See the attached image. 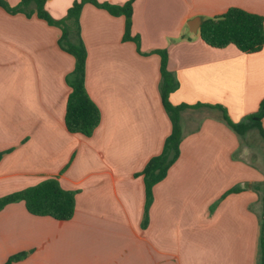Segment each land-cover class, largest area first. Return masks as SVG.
<instances>
[{"label":"crops","instance_id":"0c3cea01","mask_svg":"<svg viewBox=\"0 0 264 264\" xmlns=\"http://www.w3.org/2000/svg\"><path fill=\"white\" fill-rule=\"evenodd\" d=\"M78 1L47 0L46 8L62 19ZM230 8L264 18V0H136L139 49L123 40V16L86 4V88L102 119L85 137L65 125L76 61L59 45L61 29L0 7V198L50 177L76 193L68 221L32 215L24 202L0 210V264L17 255L24 257L11 264H259L264 202L256 185L264 174L238 157L239 134L225 115L240 123L258 110L264 47L255 54L213 48L190 27ZM156 50L168 52L180 84L171 102L190 107L181 115V155L154 186L145 226L138 174L172 130ZM253 149L264 152V141Z\"/></svg>","mask_w":264,"mask_h":264},{"label":"trees","instance_id":"16d2710c","mask_svg":"<svg viewBox=\"0 0 264 264\" xmlns=\"http://www.w3.org/2000/svg\"><path fill=\"white\" fill-rule=\"evenodd\" d=\"M136 0H129L123 5L100 3L98 0H81L69 8L67 15L62 19H55L47 10V0H20L19 4L12 6L6 0H0V7L10 14L23 13L28 17L36 15L45 20L49 25L61 29L60 47L71 54L76 61L75 69L68 77L67 82L71 93L67 100L65 125L73 134L91 137L101 124L102 114L98 105L89 95L86 88V65L88 52L81 36V13L86 4H93L98 8L108 11L113 16L125 18L124 41H134L140 49V38L132 33L133 10ZM202 40L213 48L224 49L234 46L246 54H255L264 47V18L258 14L240 8H230L225 14L204 19L200 27ZM161 59V86L160 94L163 107L170 118L172 130L166 138L162 152L151 158L145 168L138 175L143 176L146 186V207L144 225L149 222V208L153 199V188L164 180L171 167L181 155V142L183 131L181 126L182 112L190 106L187 104L174 105L171 94L180 86L175 74L169 69V54L166 50H156ZM227 123L243 135L251 130H257L264 138L262 121L264 119V99L261 100L256 112L251 113L240 123H233L225 115ZM5 152H0V162ZM137 175V176H138ZM263 190L264 185H256ZM234 188L230 192H238ZM24 202L29 213L39 217H51L58 221L72 219L76 211V193L65 190L58 177H50L40 184L1 197L0 210L5 206ZM24 255L11 257L6 264L22 259ZM259 264H264V219L261 222V236L259 244Z\"/></svg>","mask_w":264,"mask_h":264},{"label":"rangeland","instance_id":"374dc122","mask_svg":"<svg viewBox=\"0 0 264 264\" xmlns=\"http://www.w3.org/2000/svg\"><path fill=\"white\" fill-rule=\"evenodd\" d=\"M239 139L242 150L241 153L238 154V157H246L247 162L253 163L254 167L257 168L260 173L264 174V152L253 149V147H257V145L263 143V138L259 135L257 130H251L248 133L239 135ZM247 149H251L252 151ZM260 157H263V160L260 159Z\"/></svg>","mask_w":264,"mask_h":264},{"label":"water","instance_id":"95a60500","mask_svg":"<svg viewBox=\"0 0 264 264\" xmlns=\"http://www.w3.org/2000/svg\"><path fill=\"white\" fill-rule=\"evenodd\" d=\"M201 25H202V20L199 18H196L191 21L190 27L194 33H197Z\"/></svg>","mask_w":264,"mask_h":264}]
</instances>
